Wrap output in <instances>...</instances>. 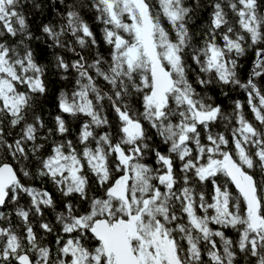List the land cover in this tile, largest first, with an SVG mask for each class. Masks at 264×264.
<instances>
[{"label": "snow or ice", "instance_id": "1", "mask_svg": "<svg viewBox=\"0 0 264 264\" xmlns=\"http://www.w3.org/2000/svg\"><path fill=\"white\" fill-rule=\"evenodd\" d=\"M90 6L107 55L75 3L42 26L76 57L56 56L73 83L46 127L34 111L48 91L46 68L22 0H0V264H238V252L264 264L260 0H212L198 33L186 0ZM211 86L225 96L242 89L259 126L240 100L226 114ZM65 114L81 120L74 139Z\"/></svg>", "mask_w": 264, "mask_h": 264}, {"label": "trees", "instance_id": "2", "mask_svg": "<svg viewBox=\"0 0 264 264\" xmlns=\"http://www.w3.org/2000/svg\"><path fill=\"white\" fill-rule=\"evenodd\" d=\"M211 2L212 0H198V2L197 0H186V4L194 8V15L192 16V20L189 22V27L192 31L198 33L199 29L207 24L209 15L212 11L209 6ZM65 3H75L78 5L77 10L80 11L81 15L90 24L93 32L96 34L97 40L100 43L99 51L104 55H107L109 48L103 43L101 38V28L103 25L95 21V12L90 6L91 0H65ZM65 3H61L60 0H22L23 12L27 17L30 30L33 33L31 46L37 54L38 61L46 68L45 80L48 91L45 96L39 98V101L34 108L36 115L42 117L46 127H52L54 116L60 114L59 108L57 107V96L59 95V92L61 89L70 88L73 83L71 77L69 80L61 79L60 72H58L55 68V61L57 55H62L69 61L75 59L76 57L73 53L67 51L66 49H60L52 46L51 41L48 39L46 34L42 32V26L44 24H56L60 20L61 13L65 11ZM260 3L261 11H264V0H260ZM68 39L71 40L72 38L69 36ZM254 51L255 50L253 48H250L246 55L240 58V76L242 79H246L251 72L252 63L255 59ZM94 52L95 49H93L91 53H86V55L91 56ZM257 83L264 87V78H258ZM224 91L228 92L227 96L223 95V92L219 87L211 86L207 89L208 95L214 97L215 103L220 104L222 109L228 115L232 114L234 108L233 102L235 100H240L245 105L244 113L246 118L259 126L258 122L254 119L253 113L247 106L246 93L242 89L238 88L235 90L226 88ZM64 118L69 122V126L72 129L70 138L74 139L75 135L79 131L81 120H73L66 114L64 115ZM111 118H113V116L110 113V119ZM224 123H221L218 126L217 131H224ZM37 183L39 184V182ZM45 187H47L49 191L53 192L54 196L58 197V193L54 192L50 184L45 182ZM27 200L28 198L24 197L22 202L27 203ZM6 211L10 213L11 206H9ZM45 215L48 220L54 222V213L51 210H45ZM12 222L13 224L17 223V218L14 215L12 216ZM37 230L39 231L38 225ZM226 235L235 239L238 234L233 230L228 229L226 230ZM54 239V236L51 235L47 237V241L53 242V246ZM237 261L238 264H255V258H246L239 252L237 253Z\"/></svg>", "mask_w": 264, "mask_h": 264}]
</instances>
